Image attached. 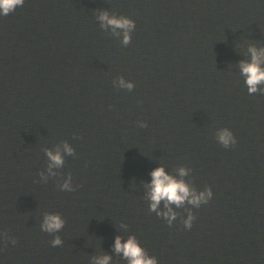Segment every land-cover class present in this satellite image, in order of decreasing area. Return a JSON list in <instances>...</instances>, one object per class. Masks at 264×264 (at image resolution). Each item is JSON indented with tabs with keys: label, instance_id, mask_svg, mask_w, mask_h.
Segmentation results:
<instances>
[{
	"label": "water",
	"instance_id": "1",
	"mask_svg": "<svg viewBox=\"0 0 264 264\" xmlns=\"http://www.w3.org/2000/svg\"><path fill=\"white\" fill-rule=\"evenodd\" d=\"M103 13L135 22L129 44ZM250 48L264 50V0H26L0 17V233L16 240L0 239V264H127L113 244L129 235L159 264H264V94L240 70ZM158 166L188 169L213 199L168 226L145 199ZM69 176L75 191H61ZM48 213L65 219L59 233L40 230Z\"/></svg>",
	"mask_w": 264,
	"mask_h": 264
},
{
	"label": "clouds",
	"instance_id": "2",
	"mask_svg": "<svg viewBox=\"0 0 264 264\" xmlns=\"http://www.w3.org/2000/svg\"><path fill=\"white\" fill-rule=\"evenodd\" d=\"M26 0H0V17H5L13 13L17 8L24 6ZM99 19L102 21V26H111L113 30H123V43L125 45L131 42V33L135 30L136 24L133 20L125 17H109L107 13H103ZM250 61H241L240 70L244 77V83L247 86L249 95L257 93L264 94V63L260 60V55H264V50L258 54L257 49L250 48ZM119 88H124L132 91L135 84L132 81L125 80L121 76L116 85ZM139 127H147L143 121L138 122ZM217 143L222 147L228 149L237 144V139L231 129L225 127L217 131ZM74 149L67 143L63 145V153L72 155ZM50 163L48 166V175H56L53 168H60L63 166L64 159L61 150L58 148L55 152L47 151L46 153ZM188 169L180 168L177 175H172L163 166L155 167L149 173L150 179L147 181L146 196L148 201V210L168 224L172 226L177 221L178 209L184 205H190L192 208L199 209L203 205H207L214 196L211 187H206L203 190L193 189L183 177L188 175ZM44 173L40 174V179L47 180ZM59 189L64 192H73L75 187L72 183V178L69 176L59 185ZM196 217L193 211L189 210L182 224L184 229L191 230ZM65 219L57 213H48L44 215L40 230L44 233L55 234L62 231L65 227ZM127 227V225H122ZM0 239L10 240L12 245L16 244V240L7 237L6 234L0 233ZM51 246L61 247L63 241L57 235L51 240ZM114 251L120 254L122 258L127 261V264H159L155 256L149 253L142 246L141 242L135 235H129L127 239L121 236H116L113 244ZM112 257L105 255L103 257L95 258L94 264H110Z\"/></svg>",
	"mask_w": 264,
	"mask_h": 264
}]
</instances>
